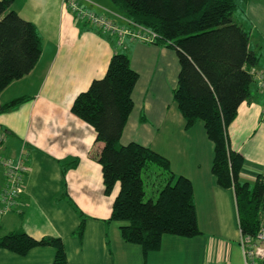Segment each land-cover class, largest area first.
I'll list each match as a JSON object with an SVG mask.
<instances>
[{
  "label": "crops",
  "instance_id": "1",
  "mask_svg": "<svg viewBox=\"0 0 264 264\" xmlns=\"http://www.w3.org/2000/svg\"><path fill=\"white\" fill-rule=\"evenodd\" d=\"M82 2L96 3L98 11L124 24L111 0ZM13 8L36 24L44 47L34 69L0 94L2 103L27 97L0 112V129L7 135L0 155L17 158L25 151L30 167L18 206L2 214L6 176L0 166L1 232L22 229L37 239L61 237L70 264H245L235 191L221 186L212 171L214 143L204 121L188 128L174 98L177 51L129 37L120 43L78 21L63 0H15ZM116 51L126 52L139 73L121 143L151 147L169 159L176 174L191 179L201 229L193 237L164 234L160 249L147 254L125 240L121 222L108 221L120 185L105 191L102 165L94 157L100 146L96 129L72 111L77 95L106 74ZM261 63L260 57L251 71L261 70ZM229 135L232 147L244 155L240 179L253 184L264 173V93L257 82ZM74 160L76 165L68 166ZM80 212L86 217L82 238L76 233ZM55 254L52 246L35 247L25 255L0 248V264H53Z\"/></svg>",
  "mask_w": 264,
  "mask_h": 264
},
{
  "label": "trees",
  "instance_id": "2",
  "mask_svg": "<svg viewBox=\"0 0 264 264\" xmlns=\"http://www.w3.org/2000/svg\"><path fill=\"white\" fill-rule=\"evenodd\" d=\"M14 1L0 0V94L34 69L44 47L36 24L14 10ZM111 1L124 17L156 31L155 43L177 51L175 101L188 128L204 121L214 143L212 171L221 186L235 191L242 234L256 236L264 223V173L253 184L240 179L245 159L232 147L229 135L240 106L252 95L256 80L251 68L260 59L250 45V32L234 19L240 1ZM138 79L129 55L116 51L106 74L77 95L72 111L96 129L100 146L94 157L102 165L105 191L111 193L120 185L108 221L121 222L125 240L141 245L147 254L160 249L164 234L193 237L201 229L191 179L176 174L169 159L151 147L135 141L121 143ZM26 99L0 101V112ZM150 188L152 194L146 198ZM80 217L76 233L82 238L86 217L82 212ZM39 246L56 249L53 264H70L61 237L37 239L22 229L0 230V248L25 255Z\"/></svg>",
  "mask_w": 264,
  "mask_h": 264
},
{
  "label": "built area",
  "instance_id": "3",
  "mask_svg": "<svg viewBox=\"0 0 264 264\" xmlns=\"http://www.w3.org/2000/svg\"><path fill=\"white\" fill-rule=\"evenodd\" d=\"M82 1L84 0H63V3L74 13L78 21L95 25L103 32L116 36L120 43L125 37L146 43H154L159 38V34L151 28L133 22L123 15H121V19L124 24H121L109 17L106 12L98 11L93 7L96 3L88 2L85 5L82 4ZM251 72L259 89L264 93V71L252 70ZM6 136V133L0 129V145L6 140ZM26 155L25 151H22L17 158L0 155V166H3L6 176L2 192V214L10 212L18 206L24 182L30 170ZM241 244L245 264H264V223L256 236L242 234Z\"/></svg>",
  "mask_w": 264,
  "mask_h": 264
},
{
  "label": "rangeland",
  "instance_id": "4",
  "mask_svg": "<svg viewBox=\"0 0 264 264\" xmlns=\"http://www.w3.org/2000/svg\"><path fill=\"white\" fill-rule=\"evenodd\" d=\"M239 1L238 8L233 12L234 19L250 31V44L261 57L260 67L264 71V0ZM93 7L100 9L101 6L94 5ZM150 189L147 190L146 198L152 194V188Z\"/></svg>",
  "mask_w": 264,
  "mask_h": 264
}]
</instances>
